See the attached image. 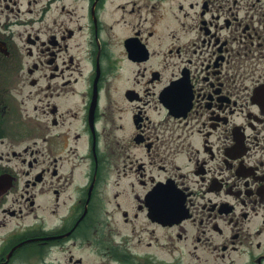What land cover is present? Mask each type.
Returning <instances> with one entry per match:
<instances>
[{
    "label": "flooded vegetation",
    "instance_id": "af4514ba",
    "mask_svg": "<svg viewBox=\"0 0 264 264\" xmlns=\"http://www.w3.org/2000/svg\"><path fill=\"white\" fill-rule=\"evenodd\" d=\"M106 263L264 264V0H0V264Z\"/></svg>",
    "mask_w": 264,
    "mask_h": 264
},
{
    "label": "rangeland",
    "instance_id": "374dc122",
    "mask_svg": "<svg viewBox=\"0 0 264 264\" xmlns=\"http://www.w3.org/2000/svg\"><path fill=\"white\" fill-rule=\"evenodd\" d=\"M120 230H121V229H120ZM122 230H123V229H122ZM123 231H128V229H124ZM123 231H122V232H123ZM106 264H108V263H106Z\"/></svg>",
    "mask_w": 264,
    "mask_h": 264
}]
</instances>
